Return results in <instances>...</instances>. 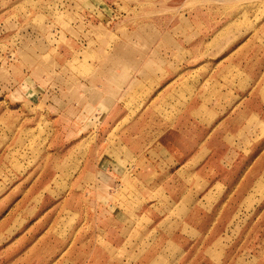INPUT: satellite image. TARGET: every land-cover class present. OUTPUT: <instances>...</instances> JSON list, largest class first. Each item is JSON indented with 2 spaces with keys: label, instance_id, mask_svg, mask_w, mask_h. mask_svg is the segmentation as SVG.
<instances>
[{
  "label": "rangeland",
  "instance_id": "rangeland-1",
  "mask_svg": "<svg viewBox=\"0 0 264 264\" xmlns=\"http://www.w3.org/2000/svg\"><path fill=\"white\" fill-rule=\"evenodd\" d=\"M137 2L0 0V264H264V0L222 1L226 18L208 29L219 30L218 41L195 45L205 61H167L180 68L204 63L221 87L246 90L242 105L227 109L211 133L215 155L193 186L139 189L143 197L133 201L139 193L131 189L127 198L129 187L113 190L109 180L123 174L128 183L132 167L120 176L103 172L99 188L88 184L96 179L84 168H103L106 157L130 162L134 142L121 144L114 134L143 100H129L128 116L107 136L108 125L99 124L106 109L93 117L90 91L83 96L80 84L104 64L103 53L117 50ZM147 115L129 134L154 133V111ZM200 132L193 125L188 133ZM110 201L135 212L138 204L152 220L171 214L180 250L169 251L167 261L147 249L125 250Z\"/></svg>",
  "mask_w": 264,
  "mask_h": 264
},
{
  "label": "crops",
  "instance_id": "crops-1",
  "mask_svg": "<svg viewBox=\"0 0 264 264\" xmlns=\"http://www.w3.org/2000/svg\"><path fill=\"white\" fill-rule=\"evenodd\" d=\"M222 1L225 2L139 0L136 4L129 5L127 35L122 37L123 40L121 38L116 41L117 50L103 53L104 64L100 68H91L87 75L91 78L81 82L80 92L86 96L90 91L88 98L96 109L93 117H97L98 110L106 109L100 116L99 124L108 125L107 136L111 129L128 116V107H132L129 100H143V105L114 134L121 144L126 145L125 141L134 142L132 149L124 146L128 150L130 162L123 165L125 159L110 157L109 162V157H106V163L101 164L103 168L97 163L91 168H84L86 177L89 175L96 179L88 182L92 188L101 187L103 181L99 177L104 175L103 172L109 173L105 176L111 177L114 173L119 175L118 173L128 171L131 167L134 175L129 176L128 183L121 180L123 174L119 175L116 183L109 178L114 185L113 190L129 187L125 194L127 198L131 189L139 193V189L145 188L192 187L195 173L201 171L214 157V136L211 133L219 129L220 124L227 119V109L242 105L246 90L241 89L242 86L238 89L221 87V81L210 77V70L204 67V63H198L192 68H180L173 66V63L168 67L167 61H205V51L195 50V45L218 41L216 34L219 30L210 34L208 29L220 27L221 19L226 18V8ZM233 10L241 12L240 7ZM247 29L248 27L245 29L246 33L251 31ZM123 44L128 45V48L124 49ZM129 45H138V50ZM94 75L103 78L94 80ZM193 77H198L196 83ZM120 81L121 88L116 93ZM150 85H153L151 91L142 92L143 87L148 89ZM151 111H154L153 122L156 125L154 133L143 138L129 134L128 131L136 123L142 122L143 116L148 117L147 114ZM193 125H197V129L200 128L204 133L200 132L197 136L188 133ZM82 132L80 129L74 138L80 137ZM106 139L109 140V137ZM113 190L111 195H115ZM140 196L141 193L136 194L133 201H138ZM139 207L137 204L135 212L130 208H118L113 201L108 205L115 214L111 218L116 219L119 224L124 249L130 251L129 246L133 251L147 249L153 254L157 252V258L169 260V251L180 250L173 238L174 232L168 226H172V215L164 212L152 220L151 215L142 206ZM130 236L133 237L129 238ZM102 242L111 245L108 241ZM123 264H130V259Z\"/></svg>",
  "mask_w": 264,
  "mask_h": 264
}]
</instances>
